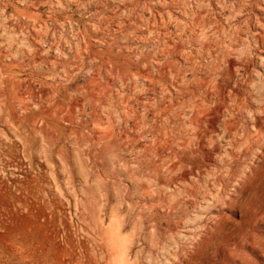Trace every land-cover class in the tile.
<instances>
[{
  "label": "rangeland",
  "instance_id": "obj_1",
  "mask_svg": "<svg viewBox=\"0 0 264 264\" xmlns=\"http://www.w3.org/2000/svg\"><path fill=\"white\" fill-rule=\"evenodd\" d=\"M263 117L264 0H0V264H264Z\"/></svg>",
  "mask_w": 264,
  "mask_h": 264
},
{
  "label": "bare ground",
  "instance_id": "obj_2",
  "mask_svg": "<svg viewBox=\"0 0 264 264\" xmlns=\"http://www.w3.org/2000/svg\"><path fill=\"white\" fill-rule=\"evenodd\" d=\"M217 115H218V114H217ZM263 118H264V117H263ZM217 119H218V118H217ZM213 120H215V119H213ZM263 121H264V119H263ZM212 122H213V121H212ZM213 123H214V122H213ZM260 125H261V124H260ZM259 127H260V126H259ZM260 128H262V127H260ZM263 129H264V128H263ZM262 155H264V154H262ZM241 159H242V158H241ZM254 180H255V179H254ZM251 182H252V181H251ZM252 183H253V182H252ZM261 201H262V200H261ZM252 202H253V201H252ZM254 206H255V205H254ZM263 207H264V206H263ZM252 208L254 209V207H252ZM260 210H261V208H260ZM250 211H251V210H250ZM260 212H261V211H260ZM251 213H252V212H251ZM257 213H258V212H257ZM257 213H256V214H257ZM261 214H262V213H261ZM261 214H260V215H261ZM252 215H253V214H252ZM257 215H258V214H257ZM257 215H255V216H257ZM250 217H252V216H250ZM250 217H249V218H250ZM261 217H262V216H261ZM263 217H264V216H263ZM253 218H254V217H253ZM247 220H248V219H247ZM243 221H244V220H243ZM248 221H249V220H248ZM244 222H245V221H244ZM248 223H250V221H249ZM258 223H259V222H258ZM255 226H256V225H255ZM250 227H251V226H250ZM251 229H254V228L252 227ZM251 232H253V231H251ZM251 232H250V233H251ZM260 232H261V234H262V231H260ZM254 234H255V233H254ZM256 234H257V233H256ZM244 235H245V234H244ZM248 236H249V235H248ZM258 236H261V235H258ZM263 236H264V235H263ZM258 238H259V237H258ZM251 239H252V238H251ZM263 239H264V238H263ZM246 240H248V239H246ZM257 243H258V242H257ZM247 244H248V243H247ZM254 245H255V244H254ZM251 246H252V245H251ZM255 247H256V246H255ZM262 247H263V246H262ZM256 248H258V247H256ZM248 249H249V248H248ZM251 249H253V248H251ZM255 250H256V249H255ZM255 250H254V251H255ZM257 251H258V250H257ZM248 253H249V252H248ZM253 253H254V252H253ZM258 253H260V251H259ZM263 253H264V252H262L261 254H263ZM259 255H260V254H259ZM243 256H244V255H243ZM246 257H247V256H246ZM261 257H262V256H261ZM263 257H264V256H263ZM250 259H251V257H250ZM263 259H264V258H263ZM263 259H262V260H263ZM251 260H252V259H251ZM252 261L254 262V260H252ZM255 262H256L255 264H257V261H256V260H255ZM263 262H264V261H263Z\"/></svg>",
  "mask_w": 264,
  "mask_h": 264
}]
</instances>
